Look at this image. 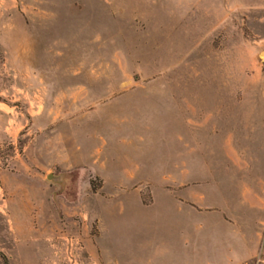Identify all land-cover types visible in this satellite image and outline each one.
Segmentation results:
<instances>
[{
    "label": "rangeland",
    "instance_id": "1",
    "mask_svg": "<svg viewBox=\"0 0 264 264\" xmlns=\"http://www.w3.org/2000/svg\"><path fill=\"white\" fill-rule=\"evenodd\" d=\"M213 212L264 264V0H0V264H205Z\"/></svg>",
    "mask_w": 264,
    "mask_h": 264
},
{
    "label": "crops",
    "instance_id": "2",
    "mask_svg": "<svg viewBox=\"0 0 264 264\" xmlns=\"http://www.w3.org/2000/svg\"><path fill=\"white\" fill-rule=\"evenodd\" d=\"M22 192L25 193L24 199L26 200L25 203L23 201L22 203L29 209L31 205L29 201L38 199L39 193L36 192V189L31 192L26 187L21 188ZM183 202L187 204L185 201ZM189 207L198 212L206 210L197 209L193 206ZM213 214L217 216L211 218L209 228L206 231L212 244L206 254L207 257L202 259L205 264H248L259 255L260 238L257 235L258 233H247L244 228L234 224V217H227L223 212H213ZM18 220L20 221L19 218L13 219V229L10 231L16 246L22 243L25 244V240H30L26 242L41 243L42 232L32 229L29 225L26 226L27 229H23L21 222ZM24 221L26 222L27 219H24Z\"/></svg>",
    "mask_w": 264,
    "mask_h": 264
},
{
    "label": "water",
    "instance_id": "3",
    "mask_svg": "<svg viewBox=\"0 0 264 264\" xmlns=\"http://www.w3.org/2000/svg\"><path fill=\"white\" fill-rule=\"evenodd\" d=\"M52 178H53V175H50V176H49V179H52Z\"/></svg>",
    "mask_w": 264,
    "mask_h": 264
},
{
    "label": "trees",
    "instance_id": "4",
    "mask_svg": "<svg viewBox=\"0 0 264 264\" xmlns=\"http://www.w3.org/2000/svg\"><path fill=\"white\" fill-rule=\"evenodd\" d=\"M6 258V257H5ZM6 260V259H5ZM6 264H8V263H6Z\"/></svg>",
    "mask_w": 264,
    "mask_h": 264
}]
</instances>
